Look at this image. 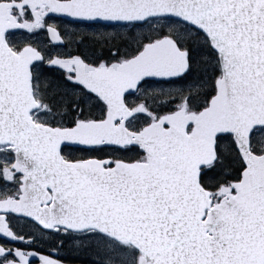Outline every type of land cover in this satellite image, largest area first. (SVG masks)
<instances>
[{
	"label": "snow or ice",
	"instance_id": "snow-or-ice-1",
	"mask_svg": "<svg viewBox=\"0 0 264 264\" xmlns=\"http://www.w3.org/2000/svg\"><path fill=\"white\" fill-rule=\"evenodd\" d=\"M0 264H264V0H0Z\"/></svg>",
	"mask_w": 264,
	"mask_h": 264
}]
</instances>
